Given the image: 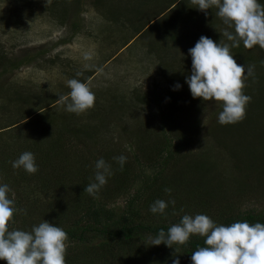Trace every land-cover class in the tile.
Returning a JSON list of instances; mask_svg holds the SVG:
<instances>
[{
	"label": "rangeland",
	"instance_id": "1",
	"mask_svg": "<svg viewBox=\"0 0 264 264\" xmlns=\"http://www.w3.org/2000/svg\"><path fill=\"white\" fill-rule=\"evenodd\" d=\"M174 1L51 0L46 7V0H0V129L20 122L17 129L0 131V185L7 184L15 193L17 209L34 211L30 207L38 199L49 203L58 198L65 200L79 182L66 170L58 169L62 180L54 183L48 173L49 166L40 167L37 161L35 174L12 167L18 152L25 150L23 144L36 142L45 130L40 115L55 113L52 119L63 118L64 124L54 121L49 125H64L60 132L66 137L63 149L55 150L53 163L73 160L79 166L82 156L91 159L101 150L111 151L114 157L122 154L116 148L126 153L138 152L136 143L146 135L159 142L162 113L169 112L168 106L176 98L187 105L190 112L185 114L186 118L198 121L199 127L195 137L188 140L171 166L166 167L165 189H171L170 194L164 190L161 196L168 204L166 209L207 211L198 201L199 196L188 197L196 188L201 194L213 193L209 211L264 210V195L256 192L238 196L230 181L235 156L240 164L246 154L264 152V49L258 45L247 49L243 42L238 48H230L237 64L246 68L243 91L251 97L246 117L234 124L241 133L237 135L234 128L229 131L232 125L218 123L222 108L216 103L200 98L192 102L186 83L192 70L189 49L201 36L217 44L222 40L231 45L223 33L233 29H228L216 15L215 7L204 13L193 8L191 0ZM258 2L264 5V0ZM248 65H254L253 75L247 74ZM69 79L87 83L95 94L94 107L78 117L79 122L85 121L89 131L100 130L99 139L75 138L80 134L71 127V122L70 126L66 123L70 114L66 105L56 100L70 93ZM177 83L181 88L173 90ZM121 107L122 115L113 112ZM56 128L59 127L52 129ZM221 134L225 139L218 142ZM50 137L55 140L56 136ZM47 138L40 150L52 158L53 139ZM199 152L211 154L215 166L210 172L192 167L196 174L192 183L188 181L191 176L179 175L177 170L179 163L192 165L190 162ZM159 168L160 165L152 162L141 174L151 176ZM218 182L223 185L217 187ZM112 188L105 184L97 194L111 193ZM122 193L115 191L110 195ZM125 193L113 198L117 199L115 203L104 202L108 207L121 209L127 197ZM129 193L134 194L135 188ZM27 194L32 199L25 198L26 204L23 198ZM19 198L22 199L18 201ZM87 264L106 263L96 259Z\"/></svg>",
	"mask_w": 264,
	"mask_h": 264
},
{
	"label": "trees",
	"instance_id": "2",
	"mask_svg": "<svg viewBox=\"0 0 264 264\" xmlns=\"http://www.w3.org/2000/svg\"><path fill=\"white\" fill-rule=\"evenodd\" d=\"M177 1L175 0L174 2ZM193 101L194 98H192ZM186 106L183 101L172 98L168 106L170 113H162L159 125L161 130L159 131L161 138L159 142L155 141L156 139L152 135H146L136 143L138 152L126 153V151L116 148L117 151L122 153L121 155L127 157L123 168L114 159L111 151H102L101 149L99 155H95L91 159L82 156L83 161H81L79 166L73 160L68 163L54 164L55 150L63 149L64 145L62 147V144L66 137L60 132L64 125H49L54 123V121L58 124L59 122L64 124L63 118L60 120L52 119V114L55 113H51L52 116L49 115L50 113L40 115L41 120L45 121V130L41 131V137L36 142L31 144L24 143L25 150L19 151V156L24 152L33 153L40 167L46 168V166H49L48 173L53 177L52 181L54 183H60L62 180L56 171L58 169L66 170L70 177H75L79 182L74 186V193L65 200L58 198L49 203L48 200L47 202H39L38 199L36 203H32V206L31 203H28L34 211H19L15 213L13 216L14 223L10 222V230L14 228L30 232L34 226H38L44 220L61 227L68 236L65 264H87L96 259H102L106 264H173L174 258H178L180 264H192L191 254L198 247L206 246L204 244L205 237L193 234L185 246H180L178 257L175 256L174 248L170 249L163 244L150 246V237L158 235L161 229L167 232L168 228L173 224L179 223L184 215L193 217L197 214L207 215L217 226H229L234 222L245 221L249 224H264V210L209 211L212 206L210 197L213 193L202 192L201 194L196 188L192 190L188 197L191 195L190 198L194 199L199 196L198 201L207 211H187L186 208L180 207L181 210L179 211L168 208L164 214L151 212V205L157 200H162L161 196L167 183L165 174L168 169L166 167L169 168L171 166L172 161H175L181 149L187 146L188 140L195 137V132H197L199 127L198 121L193 118H186L185 114L189 111H187ZM113 112L122 115V107L120 109L115 108ZM69 114L70 117H66V123L70 126L69 123L71 122V127L74 126L75 131L80 134L75 138H80V136L86 140L100 138V130L98 128L89 131L88 129L90 128L84 126L83 122L85 121L79 122V115L75 113ZM180 114L182 117H178ZM19 123L15 122L2 127L0 131L17 129L20 125ZM55 126L59 128L52 129ZM235 126H229V131L231 132ZM234 129L237 135H241L236 128ZM224 130H226V126ZM262 133L264 134V132ZM51 134L56 136L55 140L50 137ZM208 134L210 135V132ZM47 137L53 139L52 158L40 150L46 143ZM222 139H225L222 134L217 137L218 142ZM162 141L164 142L163 145L161 144ZM172 144L174 145L173 147H171ZM0 155L2 156L1 153ZM121 155H116V157ZM211 156V154L199 152L190 162L192 165L188 164L185 166L179 163L177 172L179 175L185 176L187 174L191 176L188 181L195 183L193 177L196 174L192 167L204 168L205 171L210 172L215 166H213L215 161L212 160ZM100 158H103L111 166V174L107 176L111 183H106V185L113 187L111 193L116 191V194H120L123 192L121 194L123 195L127 192V197L123 199V207L121 209L108 207V204L104 202L106 200L108 203H115L117 199L113 198L121 195L112 196L109 192L89 195L84 192L86 186L95 182V165ZM235 159L234 170L230 178L231 183L234 185V194L239 196L245 193L254 194L258 192L264 195V152L259 155L246 154L245 158L241 157L240 164H238L236 156ZM152 162L160 165L158 171L151 176L141 174L145 171L144 167L148 164L151 165ZM1 165L3 166V164ZM175 174L176 172L174 171ZM139 177L140 180H138ZM217 185V187H221L223 183L218 182ZM134 188L135 193L130 194L129 191ZM8 196L12 198V192H9ZM105 197L106 199H104ZM25 198L32 199V196L27 194L23 198L24 203L27 204ZM21 199L19 198L18 201ZM16 204L17 202H15ZM183 206H185V203ZM26 214L27 216L21 217ZM0 264H7V262L0 260Z\"/></svg>",
	"mask_w": 264,
	"mask_h": 264
},
{
	"label": "clouds",
	"instance_id": "3",
	"mask_svg": "<svg viewBox=\"0 0 264 264\" xmlns=\"http://www.w3.org/2000/svg\"><path fill=\"white\" fill-rule=\"evenodd\" d=\"M50 3L51 0H46V7ZM191 3L193 8L204 13L215 7L218 9L216 15L233 31L223 33L232 42L231 45L222 40L217 44L201 36L195 46L189 49L192 70L186 83L194 99L214 102L222 108L218 114L219 124L242 122L251 97L243 91L246 87V68L237 64L230 48H238L243 42L247 49L257 45L264 49V5L258 0H191ZM247 74H254V65L247 66ZM67 86L71 89L70 93L56 100L66 105L67 112L79 115L94 107L96 97L87 83L69 79ZM180 88L181 85L177 83L173 90ZM114 159L123 168L127 157L121 155ZM11 164L14 169L23 168L28 174L38 172L35 155L31 152L22 153ZM95 168V182L84 188V192L89 195H95L111 174V166L103 158L96 161ZM11 191L7 184L0 185V260L7 264H65L68 236L61 227L44 220L30 232L14 228L10 230L14 214L22 211L15 207L14 192L9 198ZM165 192L170 194L171 189L166 188ZM171 204L174 207L175 200ZM167 207L164 200H157L150 210L154 214H164ZM193 234L205 237L206 246L198 247L191 254L192 264H264L262 223L249 224L245 221L217 226L207 215H184L167 232L161 229L158 235L150 237L149 244L174 248L175 256L178 257L180 246H185ZM173 264H180L179 259L174 258Z\"/></svg>",
	"mask_w": 264,
	"mask_h": 264
}]
</instances>
